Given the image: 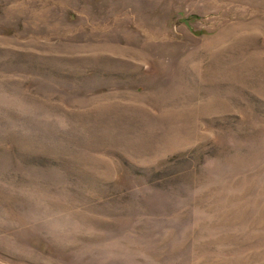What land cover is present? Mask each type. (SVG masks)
Here are the masks:
<instances>
[{"label":"rangeland","instance_id":"374dc122","mask_svg":"<svg viewBox=\"0 0 264 264\" xmlns=\"http://www.w3.org/2000/svg\"><path fill=\"white\" fill-rule=\"evenodd\" d=\"M0 264H264V0H0Z\"/></svg>","mask_w":264,"mask_h":264}]
</instances>
